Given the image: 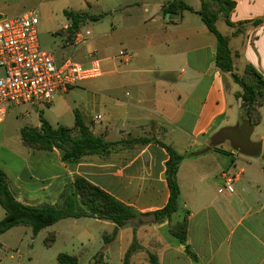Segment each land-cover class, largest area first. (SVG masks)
<instances>
[{
  "label": "crops",
  "instance_id": "obj_1",
  "mask_svg": "<svg viewBox=\"0 0 264 264\" xmlns=\"http://www.w3.org/2000/svg\"><path fill=\"white\" fill-rule=\"evenodd\" d=\"M98 1L81 0L76 9L68 6V0H55L75 12L105 15L83 25L74 44L82 43L78 62L88 64L97 57L103 69L101 78L79 86L78 95L100 97L102 113L88 126L107 142L142 139L145 143L69 163L62 160L60 149L28 147L21 139V146L9 152L13 159L1 169L13 196L24 205L57 206L64 191L82 177L137 216L156 214V222L133 223L114 235L116 226L109 221L66 218L37 235L29 226H16L0 238L8 233L22 242L29 238L31 251L40 235L51 237L52 244L63 238L64 251L56 259L63 253L76 257L78 264H123L134 244L137 248L129 264H264V105L250 137L262 144L259 157L232 149L228 141L219 146L223 151L210 146L214 135L240 122L242 88L232 73L216 65L217 38L197 13L203 0H165L154 13L147 4L143 14L133 8L138 3L106 0L103 13L86 11ZM173 1L193 11L164 15ZM230 1L235 3L228 17L233 26L222 13L217 24L225 23L220 32L229 39L233 73L243 75L251 65L264 76V0ZM118 7L122 9L117 15ZM89 24L92 27L83 33ZM123 52L126 56H121ZM23 116L30 118V110ZM29 127L39 129L41 122ZM161 143L184 156L177 172L180 209L165 219L157 216L170 198L169 155ZM226 176L233 179L232 194L223 190ZM4 217L0 210V221ZM185 219L188 226L182 242L173 228Z\"/></svg>",
  "mask_w": 264,
  "mask_h": 264
},
{
  "label": "trees",
  "instance_id": "obj_2",
  "mask_svg": "<svg viewBox=\"0 0 264 264\" xmlns=\"http://www.w3.org/2000/svg\"><path fill=\"white\" fill-rule=\"evenodd\" d=\"M220 5L213 10L212 5ZM235 6L230 0H203L202 8L197 13L213 33L218 41L216 55L217 67L226 73H232L234 81L242 88L239 97L242 99L240 107V122L235 127L224 128L210 140V146L218 151H223L219 146L228 141L232 149L240 153H248L251 144L250 137L254 127L261 121L259 108L264 105V76L253 66L247 65L243 75L233 73L234 56L229 47V39L217 29V20L222 13L226 23L233 26L228 20L229 14ZM193 11L192 8L181 1H173L164 9V15L173 12ZM65 17L71 21L69 33L76 35L87 22H98L105 15H89L88 13L64 10ZM41 128L24 127L21 129V139L24 145L32 148L51 151L54 148L63 152L64 162L76 163L90 155L107 156L111 154L113 143L107 142L102 136L95 135L76 112L77 136H72V129L65 126L53 128L52 125L40 116ZM145 143L142 139H131V144ZM162 144V143H161ZM168 155L166 163V180L170 189V198L164 209L157 212L158 219L171 218L180 209V190L177 182V172L184 156L177 153L172 147L162 144ZM70 188V190H69ZM80 197V202L77 197ZM0 206L5 211V217L0 221V236L16 226H29L37 235L41 230L54 225L66 218L92 217L113 223L116 226L114 235L119 228L133 224L137 214L128 206L117 201L101 188L90 183L82 177L75 179L68 187L61 202L54 207H32L17 201L9 189L5 172L0 169ZM187 219L178 223L173 229V235L180 241L186 240ZM2 245L0 244V249ZM134 244L126 254L123 264H129V257L135 251ZM58 264H78V259L67 254H59Z\"/></svg>",
  "mask_w": 264,
  "mask_h": 264
},
{
  "label": "rangeland",
  "instance_id": "obj_3",
  "mask_svg": "<svg viewBox=\"0 0 264 264\" xmlns=\"http://www.w3.org/2000/svg\"><path fill=\"white\" fill-rule=\"evenodd\" d=\"M162 1L165 0H122L125 4L138 3L133 8L140 14L144 13L147 4L150 6L146 7L152 9V13L158 11L159 6L157 5ZM80 2L81 0H68L67 4L71 8L80 9ZM105 3L106 0H99L97 6L86 11L91 14H101L103 13L102 6L106 5ZM143 4L145 5L142 6ZM212 8L217 10L219 7L213 4ZM121 9V7L117 8V15L121 12ZM64 10H69V8L57 4L55 0H0V15L4 17H15L30 12H34L38 16L40 20L37 26L38 38L40 47L43 50L53 51L58 61L65 57H73V59L81 62L76 54L82 47V43L77 46L74 45L78 39V33L76 35L69 33L68 28L71 21L65 17ZM110 19L111 17L106 19L105 24L102 25L103 28L107 26ZM224 24V21L218 22L217 29L221 31ZM90 27L92 25L89 24L82 32L85 33ZM96 80L82 83L81 86L91 84ZM81 90V88L75 87L65 94H57L50 105H22L11 109L5 122L0 124V169L4 162L13 159L12 156H9V152L17 146H21L20 130L37 124L40 121V116L44 117L53 128L65 126L72 129L71 135L75 137L78 135V131L75 130L76 112L80 114L87 125L91 123L96 114L102 113V107L99 105L100 97L98 95L93 98L91 96H80L78 94H81ZM27 110L31 112L30 118L23 116L24 111ZM111 143L114 144L110 151L111 154L121 148L133 145L131 139ZM77 200L80 202L79 196ZM0 210L3 211L4 209L0 206ZM29 241V238H24L22 242L18 236L12 235V233L1 237L0 244L3 247L0 249V264H58L56 255L60 251H64L63 238L56 244H52L51 237L44 234L40 235L36 239L33 251L27 246Z\"/></svg>",
  "mask_w": 264,
  "mask_h": 264
},
{
  "label": "built area",
  "instance_id": "obj_4",
  "mask_svg": "<svg viewBox=\"0 0 264 264\" xmlns=\"http://www.w3.org/2000/svg\"><path fill=\"white\" fill-rule=\"evenodd\" d=\"M39 23L34 12L15 17L0 15V124L15 107L50 105L57 94L103 75L97 57L88 64L72 57L58 61L53 51L43 50L38 38ZM223 190L234 192L232 177H225Z\"/></svg>",
  "mask_w": 264,
  "mask_h": 264
},
{
  "label": "water",
  "instance_id": "obj_5",
  "mask_svg": "<svg viewBox=\"0 0 264 264\" xmlns=\"http://www.w3.org/2000/svg\"><path fill=\"white\" fill-rule=\"evenodd\" d=\"M248 150L249 151L248 153H246V155L257 158L261 154L262 144L251 142V144L248 147ZM156 219H157L156 214H148V215L138 216L137 218L134 219L133 223L138 226L148 225V224L155 223Z\"/></svg>",
  "mask_w": 264,
  "mask_h": 264
}]
</instances>
